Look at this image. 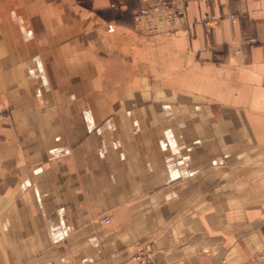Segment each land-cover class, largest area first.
I'll use <instances>...</instances> for the list:
<instances>
[{"label": "crops", "instance_id": "obj_1", "mask_svg": "<svg viewBox=\"0 0 264 264\" xmlns=\"http://www.w3.org/2000/svg\"><path fill=\"white\" fill-rule=\"evenodd\" d=\"M144 8L0 0V264H264V0Z\"/></svg>", "mask_w": 264, "mask_h": 264}, {"label": "built area", "instance_id": "obj_2", "mask_svg": "<svg viewBox=\"0 0 264 264\" xmlns=\"http://www.w3.org/2000/svg\"><path fill=\"white\" fill-rule=\"evenodd\" d=\"M146 8L141 9L138 13L139 18H145L146 22H150L154 18V14L158 12V8L163 6H168L170 0H140ZM179 15L181 12L178 13ZM212 57L215 58L216 55L212 53ZM2 113L0 112V118ZM103 223H108V218L103 219ZM131 260L136 264H154L149 258L148 251L146 249H139L131 255Z\"/></svg>", "mask_w": 264, "mask_h": 264}]
</instances>
